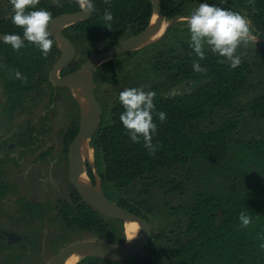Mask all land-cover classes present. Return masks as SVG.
Segmentation results:
<instances>
[{"label": "trees", "instance_id": "16d2710c", "mask_svg": "<svg viewBox=\"0 0 264 264\" xmlns=\"http://www.w3.org/2000/svg\"><path fill=\"white\" fill-rule=\"evenodd\" d=\"M91 1V16L63 30L76 46L87 43L88 48H93L105 41L111 47L128 32L138 35L145 31L155 11L152 0ZM159 2L161 14L167 20H173L189 16L194 10L190 8L191 5L197 4L198 7L204 0ZM207 3L244 14L250 21L251 33L264 38V0H207ZM35 7L47 9L55 17L62 12L79 11L82 4L80 0L65 1L64 5L40 0ZM106 9L114 14L112 28L102 24ZM12 15L0 16V34L19 33L23 36V28L12 23ZM181 30L180 27L171 26L162 38L135 50L138 54L147 53L145 59L141 60L145 67H139L137 72H129L126 76L130 87L155 91L157 110L167 113V119L162 123L154 116L158 126V132L153 137V143L158 145L156 152L150 154L142 141L133 143L130 140L120 121L124 109L119 99L115 100L111 108V120L106 122L102 119L93 131L91 146L95 163L103 167L99 171L101 187L111 200L114 199L108 191L110 186L124 192L135 187L138 180L160 171L191 164L224 162L233 158L230 157L232 153L242 164H251L264 172V136L248 140L236 138L245 113L253 119L264 120V42L252 41L247 46H239L237 51L243 53L242 62L235 69L226 62L222 63V58L206 49V58L200 63L207 71L198 73L192 69V62L198 57L190 47V36L187 39L184 34H179ZM50 38L53 45L46 57L31 42L25 41L24 46L17 51L0 40V81L4 87L5 109L9 115L21 109L28 96L40 93L45 85H51L48 74L60 49L57 39L54 36ZM118 55L96 67L95 83L106 80L109 72L120 62ZM75 69H79V64L72 70ZM17 70L25 79L14 78ZM64 71L67 72L66 69ZM150 73L160 78L155 80ZM190 80L199 83V86L187 93L166 94V90ZM249 91H253V96L235 115L220 116L223 110L234 108L238 97ZM68 97L74 106L69 114L75 126L67 135L69 143L79 129L81 106L72 94ZM32 130L28 128L27 132L24 131L22 142L18 143L28 146L37 143L40 137L31 133ZM87 167L88 176L95 183L96 176L90 162ZM4 174L0 163V199L11 188L2 179ZM182 185L180 183L177 187ZM137 201L138 205L122 196L117 203L150 222L147 213H153L155 206L149 205V201L144 199ZM16 209V214L9 216L10 219L14 217L12 225L16 221L22 222L25 228L20 230L22 232L13 230L20 234L13 241L1 238L3 264H32L26 260V251L30 249L33 253L38 252L46 223L50 228L46 237L56 252L79 239H102L114 243L126 241L122 219L94 208L76 189L70 200L59 201L56 206L24 197L19 200ZM168 211L171 216L181 217L175 222L177 228L169 244L156 252L143 250L141 253L145 255L140 264H264V248L260 247L264 243V183L253 189L198 193L193 202L168 205ZM242 211L252 218L247 227L240 226L239 215ZM36 227H39L38 231ZM157 235L165 237L167 233ZM125 261L88 255L76 264H124Z\"/></svg>", "mask_w": 264, "mask_h": 264}, {"label": "rangeland", "instance_id": "374dc122", "mask_svg": "<svg viewBox=\"0 0 264 264\" xmlns=\"http://www.w3.org/2000/svg\"><path fill=\"white\" fill-rule=\"evenodd\" d=\"M48 1L53 4H60L69 0ZM196 7L197 4H192L190 8L193 10ZM12 13L10 0H0V16L10 17ZM154 16L150 24L157 22V20L153 22ZM188 17L180 16L173 20H167L164 17L157 27L163 24L165 32L163 31L159 36L147 39L137 44L136 47H129L119 53L118 60L120 62L109 72L106 80L101 83H95L94 81L95 94L103 106L102 119L104 121L108 122L111 120V108L115 100L118 99L119 92L131 86L128 79H126L127 74L129 72H137L139 67H145L141 60L145 59L147 53L138 54L135 53V50L150 42L159 40L171 26L182 28L179 34H184L189 39L190 33L186 23ZM252 35L255 36L254 34ZM132 36L134 35L128 32L122 40ZM255 37H257L256 41L264 42V38ZM107 47L108 43L105 41L98 43L93 48H88L87 43L77 45L74 59L70 65L64 66V70L69 71L76 64H79V69H82L90 56L103 51ZM111 59H114V56L106 61ZM92 71L94 80L96 67ZM150 74L155 80L160 78L153 73ZM198 86L199 83L193 80L185 81L177 87L166 90V94L187 93ZM69 94L76 98L73 88L70 90L62 86L54 91L51 86L49 88L45 85L44 90L40 93L28 96L23 107L17 109L11 116L5 109L6 96L3 84L0 81V163H2V167L5 170L2 179L11 186L9 193L0 199V240L5 238L8 241H13L20 237V234L13 230L19 229L18 231H20L25 228L22 222L17 223V221L13 226L14 217L9 218V216L16 214V207H18L20 199L27 197L34 202H50L53 206H56L59 201L70 200L71 194L74 193V186L70 177L68 178L67 176L66 166L62 163L71 143H68L67 135L75 127L72 122V115L69 114V111L74 109L72 100L68 97ZM252 96L253 91L243 93L238 97L235 107L223 110L220 116L235 115L237 110L246 104ZM28 128L33 129L31 133L36 131L35 133L40 136L37 143H35L34 151L30 150L28 145L18 143L22 142L21 135L24 131L27 132ZM92 136L93 133L88 140L89 145H91ZM255 136H264V120L253 119L248 113H245L236 132V138L248 140ZM233 154L230 156L233 157L232 159H227L224 162L191 164L179 166L173 170L160 171L156 175L138 180L135 187L129 188L124 192L119 191L114 186L108 188V191L113 194V201L115 202L120 197L125 196L131 203L138 205L137 200L144 199L149 201V205L155 206L153 213H147L153 231L151 239L144 250L156 252L161 250L165 244H169L170 237L177 228L175 222L181 217L171 216L168 211V205L189 204L195 200L198 193L206 194L212 191L239 190L241 188L243 190L253 189L264 183V172L254 168L251 164H242L237 158H234ZM89 162L93 166L96 176L95 183L90 179L91 184L98 185L105 194L101 187L99 176V171L103 167L96 165L93 154V159L82 160L87 175V164ZM180 183L183 185L177 187ZM149 196L151 197L149 198ZM124 222L123 220L121 221L123 226ZM44 225L45 228L41 236V246L38 252L33 253L30 249L26 251V260L31 261L32 264H49L50 259L56 253V249L51 246L50 239H47L50 228H48L47 223ZM35 230L38 231L39 227H36ZM164 232L167 233L165 237H158L157 234ZM80 240L84 239L76 241ZM16 251L19 252V249H16ZM144 255L145 253H141L139 257L128 259L124 264H140ZM86 256H88V253H83L79 261ZM4 262L3 256L0 254V264Z\"/></svg>", "mask_w": 264, "mask_h": 264}, {"label": "clouds", "instance_id": "9594fccd", "mask_svg": "<svg viewBox=\"0 0 264 264\" xmlns=\"http://www.w3.org/2000/svg\"><path fill=\"white\" fill-rule=\"evenodd\" d=\"M39 2L40 0H10L13 10L12 23L23 28V36L19 33L5 34L3 42L10 44L17 51L24 46L25 41L31 42L40 50L41 55L46 57L53 45L49 32L53 17L47 9H36L35 6ZM113 19L112 11L106 9L102 24L112 28ZM186 23L190 33V47L198 57V60L192 62V69L198 73L207 71L200 63L206 58V49L222 58V63L226 62L230 68L235 69L241 64L243 55L237 51L238 47L242 44L247 46L249 42L257 40V37L252 35L250 21L244 14L209 4L207 0L191 12ZM14 78L25 79L18 70L15 71ZM155 96V91H145L143 87L125 88L118 96L124 109L120 114V121L127 135L133 143L142 141L150 154H154L158 146L153 143V137L158 132L154 116L161 123L167 119L165 111L157 110ZM239 221L241 227H247L252 218L242 211ZM260 247L264 248V243Z\"/></svg>", "mask_w": 264, "mask_h": 264}, {"label": "water", "instance_id": "95a60500", "mask_svg": "<svg viewBox=\"0 0 264 264\" xmlns=\"http://www.w3.org/2000/svg\"><path fill=\"white\" fill-rule=\"evenodd\" d=\"M80 1L82 4L81 10L61 13L53 17V20L49 24L50 36H54L57 39L61 50L60 57L49 72V80L54 86H66L70 89L75 88L78 91L85 93L89 98V105L87 107L84 108L80 104L81 112L79 129L69 145L68 159L70 165V179L74 188L88 204L109 216L120 218L123 221L132 220L138 222L142 227V234L139 240L135 242H130L127 239L124 242L117 243L108 242L102 239H84L76 241L61 249L50 259L49 264H60L67 254L91 248H100L106 252V254L97 255L113 259H132L144 250L151 239L153 231L150 222L146 218L135 214L124 206L111 200L102 191H96L94 186L82 181L75 173V168L81 158L82 151L91 134L101 122L103 114L102 103L95 94L93 77L88 78L82 73V71L90 68L93 69L107 59L121 53L129 47H132L130 44L131 39L136 36L134 35L130 38L121 40L117 44L90 56L82 69L74 70L65 75H60L62 67L69 64L74 59L77 52L76 46L63 33V29L72 23L91 16L93 12L92 1L91 7H89V0ZM158 10L160 12V6L158 7ZM3 36L4 34H0V40H3Z\"/></svg>", "mask_w": 264, "mask_h": 264}, {"label": "bare ground", "instance_id": "6f19581e", "mask_svg": "<svg viewBox=\"0 0 264 264\" xmlns=\"http://www.w3.org/2000/svg\"><path fill=\"white\" fill-rule=\"evenodd\" d=\"M154 3V7H155V11H154V18H153V22L154 20H157L156 23L154 24H150L147 29L134 36L133 39H131V46L132 47H136L137 44H139L140 42H143L147 39H153L154 37L159 36L164 30L165 28H163V24H161L159 27L158 24L161 22V20L164 18V16L159 12L158 7H159V0H153ZM165 32V31H164ZM93 69H85L82 71V73L87 76L88 78L92 77V71ZM74 89V95L76 96V98H78V102L82 105V107H87L89 105V98L88 96L83 93L78 91L77 89ZM93 154H94V149L91 145H89V143L87 142L82 154H81V158L78 161L76 168H75V173L76 175L85 183L87 184H91L90 178L89 176L86 174L85 172V167L83 166L82 160L83 159H93ZM94 189L96 191H101L100 187L98 185H93ZM124 232L127 236V238H132V239H128V241L130 242H135L138 241L141 234H142V227L141 225L136 222V221H132V220H126L124 222V226H123ZM83 253H88V255H97V254H106V252L100 248H91V249H85V250H80L77 252H73L70 254H67L62 262L60 264H76L77 262H79V260L81 259V255Z\"/></svg>", "mask_w": 264, "mask_h": 264}, {"label": "flooded vegetation", "instance_id": "af4514ba", "mask_svg": "<svg viewBox=\"0 0 264 264\" xmlns=\"http://www.w3.org/2000/svg\"><path fill=\"white\" fill-rule=\"evenodd\" d=\"M45 1H48V0H45ZM49 3H51L50 1H48ZM51 4H53V3H51ZM61 5H64V1L63 2H61L60 3ZM54 5H59V4H54ZM62 13H64V12H62ZM61 14V13H60ZM59 15V14H58ZM57 16V15H56ZM64 30V29H63ZM63 33H64V31H63ZM75 45V44H74ZM58 46H59V49H60V45H59V43H58ZM76 46V45H75ZM60 55H61V50H60V53H59V56L57 57V59H56V61H55V63L57 62V60H58V58L60 57ZM55 63L52 65V67L55 65ZM52 67L50 68V70L52 69ZM73 69V68H72ZM69 70V71H67V72H65L64 73V67H62V69L60 70V75H65V74H67V73H70V72H72V71H74V70ZM76 70V69H75ZM50 72V71H49ZM48 77H49V74H48ZM49 82L51 83V81L49 80ZM51 88L54 90V91H56V89L57 88H60V87H62V86H54L52 83H51ZM49 86V87H50ZM64 87V86H63ZM66 87V86H65ZM68 89H70L69 87H67ZM71 90V89H70ZM78 99V98H77ZM34 131H35V129H34ZM36 132V131H35ZM35 132H32V133H34V134H36ZM40 137V136H39ZM72 142V141H71ZM30 147V150H32V151H34V149H35V144H33V145H30L29 146ZM68 150H69V148H68ZM65 160H64V162H62L63 163V165H65L66 166V170H67V176H68V178L70 177V174H69V169H70V165H69V159H68V151L66 152V156H65V158H64ZM71 180V179H70ZM75 189V188H74ZM64 248V246L61 248V249H63ZM60 249V250H61ZM59 250V251H60ZM59 251H57L55 254H54V256L59 252Z\"/></svg>", "mask_w": 264, "mask_h": 264}]
</instances>
